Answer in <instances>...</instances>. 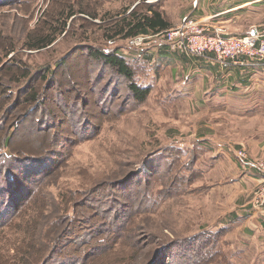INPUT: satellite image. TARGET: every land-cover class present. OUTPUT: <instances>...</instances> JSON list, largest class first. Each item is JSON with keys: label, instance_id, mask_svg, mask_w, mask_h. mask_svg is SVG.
Returning a JSON list of instances; mask_svg holds the SVG:
<instances>
[{"label": "rangeland", "instance_id": "1", "mask_svg": "<svg viewBox=\"0 0 264 264\" xmlns=\"http://www.w3.org/2000/svg\"><path fill=\"white\" fill-rule=\"evenodd\" d=\"M152 1L0 0V264H264V221L231 215L262 206L234 154L264 159V108L193 97L114 34Z\"/></svg>", "mask_w": 264, "mask_h": 264}, {"label": "crops", "instance_id": "2", "mask_svg": "<svg viewBox=\"0 0 264 264\" xmlns=\"http://www.w3.org/2000/svg\"><path fill=\"white\" fill-rule=\"evenodd\" d=\"M155 3L160 4V9L152 6ZM147 4L146 7L150 6L161 14L162 20L169 28L177 25L182 17L190 16L204 22L210 33L220 29L224 36L259 35L264 39V0H153L152 4ZM145 11L148 15L151 14V11ZM145 35H148L149 39L145 41L144 49L153 53L156 68L164 64L165 70L171 67L175 70L179 67L176 69L180 70L177 76L180 85L185 86V90L189 87L193 97L237 98L236 106H245L253 100L252 107L264 108V68L242 63V56L235 62L220 63L211 58L171 51L157 33L149 30ZM258 153L264 155V146L259 147L255 155ZM251 157L254 158H250L251 160L256 158L253 155ZM235 161L243 175L252 178L255 184L260 182L261 175L258 171L248 163L238 162L236 157ZM248 197L249 194L243 195V198L237 201L239 209L231 214L232 217L264 221V202L261 207L252 209L251 205H248L249 202H244Z\"/></svg>", "mask_w": 264, "mask_h": 264}, {"label": "built area", "instance_id": "3", "mask_svg": "<svg viewBox=\"0 0 264 264\" xmlns=\"http://www.w3.org/2000/svg\"><path fill=\"white\" fill-rule=\"evenodd\" d=\"M157 35L172 51L211 58L220 63L235 62L238 57L242 56L244 57L242 63L264 67V39L259 35L224 36L220 29L215 33H210L204 22L190 16H184L178 26L161 31ZM147 37L143 34L133 36L128 39V46H140L145 43ZM245 153L242 149H238L235 155L238 161L248 163L261 175L259 187L254 195L255 204L259 206L264 202V159L248 161Z\"/></svg>", "mask_w": 264, "mask_h": 264}, {"label": "trees", "instance_id": "4", "mask_svg": "<svg viewBox=\"0 0 264 264\" xmlns=\"http://www.w3.org/2000/svg\"><path fill=\"white\" fill-rule=\"evenodd\" d=\"M146 10L151 11V14L148 15L146 11L143 13L131 11L128 16L123 17L116 23L114 22L112 25L114 28V34L116 36L122 34L124 37L128 38L138 34H147L149 33V30H152V33L159 34L162 29V31L169 29V26L162 20L160 16L161 14L158 11L150 6H147ZM48 44H50V41ZM98 54L100 55L99 58L101 60H103L107 65L115 68L117 72L128 82L129 92L135 101L142 102L146 99L150 92V86L139 85L134 82L133 71L118 51H98Z\"/></svg>", "mask_w": 264, "mask_h": 264}]
</instances>
